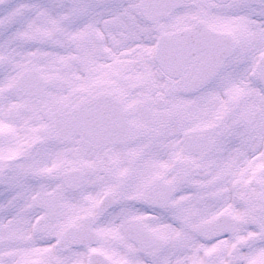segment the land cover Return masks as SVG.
<instances>
[{
	"label": "snow or ice",
	"instance_id": "snow-or-ice-1",
	"mask_svg": "<svg viewBox=\"0 0 264 264\" xmlns=\"http://www.w3.org/2000/svg\"><path fill=\"white\" fill-rule=\"evenodd\" d=\"M0 264H264V0H0Z\"/></svg>",
	"mask_w": 264,
	"mask_h": 264
}]
</instances>
